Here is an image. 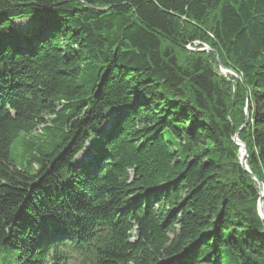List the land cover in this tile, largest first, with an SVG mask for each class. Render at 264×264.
<instances>
[{
  "label": "trees",
  "instance_id": "trees-1",
  "mask_svg": "<svg viewBox=\"0 0 264 264\" xmlns=\"http://www.w3.org/2000/svg\"><path fill=\"white\" fill-rule=\"evenodd\" d=\"M237 133L264 184V0H0V264H264Z\"/></svg>",
  "mask_w": 264,
  "mask_h": 264
},
{
  "label": "water",
  "instance_id": "water-1",
  "mask_svg": "<svg viewBox=\"0 0 264 264\" xmlns=\"http://www.w3.org/2000/svg\"><path fill=\"white\" fill-rule=\"evenodd\" d=\"M217 60H218V64L221 68L222 71H229L227 70L221 63L220 61V58L217 57ZM232 74H234L235 76L238 77V74L235 72V71H230ZM234 140L237 142L238 145H240L241 147V156H240V161H241V164L242 166L244 167V169H246L247 171L250 172V175L252 178H254V180L258 183L259 185V189H260V193H261V198L259 200V212H260V215L261 217L264 219V207H263V196H264V184L263 182H261L260 180H258L254 174L249 170L248 168V165H247V148L245 146L244 143L242 142H239L238 141V133L236 134V136L234 137ZM243 151V152H242Z\"/></svg>",
  "mask_w": 264,
  "mask_h": 264
},
{
  "label": "rangeland",
  "instance_id": "rangeland-1",
  "mask_svg": "<svg viewBox=\"0 0 264 264\" xmlns=\"http://www.w3.org/2000/svg\"><path fill=\"white\" fill-rule=\"evenodd\" d=\"M19 23H22L23 25H29V24H31V23H29V22H27V21H25V22H19ZM196 46H198L199 47V51H209L210 50V48L208 47V46H206V45H204V46H201V45H196ZM188 48H190V49H194V47H192V46H188ZM221 69V68H220ZM222 72H224V71H222ZM224 73H230V72H228V71H226V72H224ZM234 75V74H233ZM238 141H239V138H238ZM239 142H241V141H239ZM243 143V142H242ZM240 152H241V148H240ZM243 152V151H242ZM80 156H82V154L80 155ZM80 156H79V159H80ZM264 207V206H263ZM68 264H72V261L71 260H69L68 261Z\"/></svg>",
  "mask_w": 264,
  "mask_h": 264
},
{
  "label": "bare ground",
  "instance_id": "bare-ground-1",
  "mask_svg": "<svg viewBox=\"0 0 264 264\" xmlns=\"http://www.w3.org/2000/svg\"><path fill=\"white\" fill-rule=\"evenodd\" d=\"M224 72H226V71H224ZM231 73V72H230ZM232 74V73H231Z\"/></svg>",
  "mask_w": 264,
  "mask_h": 264
}]
</instances>
